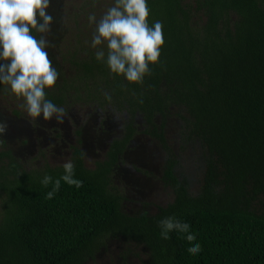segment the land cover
Instances as JSON below:
<instances>
[{
	"label": "trees",
	"instance_id": "16d2710c",
	"mask_svg": "<svg viewBox=\"0 0 264 264\" xmlns=\"http://www.w3.org/2000/svg\"><path fill=\"white\" fill-rule=\"evenodd\" d=\"M147 2L148 22H162L164 44L143 83H129L97 62L93 33L80 30L63 48L48 40L59 77L47 98L65 110L124 114L125 132L94 169L75 148L71 160L82 186L61 181L52 199L46 198L52 185L44 188L40 180L45 173L59 178L62 166L26 170L0 152V264H85L112 238L143 246L145 264H264L258 207L264 203V0ZM174 108L187 116V138L208 153L197 194L175 174L165 138ZM138 118L167 153L163 181L174 199L155 214L128 215L112 176L138 133ZM167 216L188 222L197 240L176 232L160 238L158 222ZM197 241L202 251L192 254L188 245Z\"/></svg>",
	"mask_w": 264,
	"mask_h": 264
},
{
	"label": "rangeland",
	"instance_id": "374dc122",
	"mask_svg": "<svg viewBox=\"0 0 264 264\" xmlns=\"http://www.w3.org/2000/svg\"><path fill=\"white\" fill-rule=\"evenodd\" d=\"M113 0H51L49 14L54 23L45 35L62 48L80 30L93 33L95 25L89 14L99 19ZM63 42V43H62ZM23 100L13 94L0 96V152L4 160L20 164L26 170L48 165L59 167L72 159L73 150L83 152L88 169L106 158L109 145L124 135L127 116L112 110L73 106L66 110L62 124L55 118L45 121L41 115L36 124L30 121L22 107ZM185 112L172 109L165 124V138L176 161L175 174L184 179L190 192L197 194L202 186L208 153L196 140L187 138ZM138 133L122 157L112 176V187L123 198V211L128 215L155 214L174 199V191L163 181L167 153L161 144L147 135L141 118L137 119ZM264 212V203L258 205ZM2 202L0 198V217ZM146 249L134 241L112 238L94 259L85 264H145Z\"/></svg>",
	"mask_w": 264,
	"mask_h": 264
},
{
	"label": "clouds",
	"instance_id": "9594fccd",
	"mask_svg": "<svg viewBox=\"0 0 264 264\" xmlns=\"http://www.w3.org/2000/svg\"><path fill=\"white\" fill-rule=\"evenodd\" d=\"M50 3L51 0H0V90L23 100L22 107L33 125L41 115L45 121L55 118L60 124L67 115L64 107L46 96L59 77L49 59L50 42L44 35L54 23L48 12ZM149 14L147 0H113L99 19L95 14L88 15L89 23L95 25L91 38L95 60L129 83H143L150 74V65L160 62L163 25L159 20L150 25ZM106 99L110 101L111 96L106 94ZM4 130L0 124V134ZM62 168L59 178L45 173L40 180L44 188L52 185L46 193L48 199L59 190L61 181L77 189L82 186V181L75 178L72 160H66ZM158 223L159 236L164 240L170 239L172 232L186 234L187 241L197 240L190 224L175 216H167ZM187 250L198 254L202 251L201 244L190 243Z\"/></svg>",
	"mask_w": 264,
	"mask_h": 264
}]
</instances>
